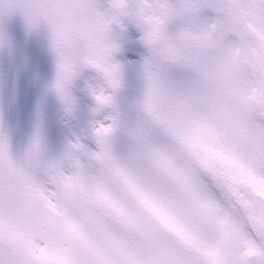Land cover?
Masks as SVG:
<instances>
[{"label": "snow or ice", "instance_id": "1", "mask_svg": "<svg viewBox=\"0 0 264 264\" xmlns=\"http://www.w3.org/2000/svg\"><path fill=\"white\" fill-rule=\"evenodd\" d=\"M0 264H264V0H0Z\"/></svg>", "mask_w": 264, "mask_h": 264}]
</instances>
